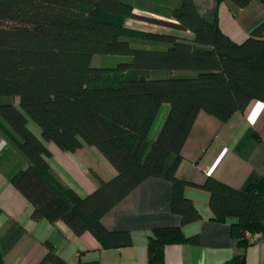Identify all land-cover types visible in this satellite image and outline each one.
<instances>
[{
    "label": "trees",
    "instance_id": "obj_1",
    "mask_svg": "<svg viewBox=\"0 0 264 264\" xmlns=\"http://www.w3.org/2000/svg\"><path fill=\"white\" fill-rule=\"evenodd\" d=\"M174 1L169 17L190 38L127 25L133 11L127 0H0V133L27 160L9 181L31 203L33 220H61L103 247H121L131 243L130 232L107 229L101 217L145 178L168 180L170 210L180 223L150 230L147 264H164L167 244L198 242L197 234L182 230L200 218L184 194L185 187H197L208 193L214 220L235 218L230 234L241 251L220 264H245L244 249L254 240L246 233L264 242V173L239 189L211 175L195 183L176 172L199 111L226 121L252 100H264V20L237 42L216 17H202L193 0ZM95 54L122 60L94 66ZM163 103L169 110L151 140L147 133ZM46 142L71 152L94 146L116 174L104 179L91 169L96 187L80 196L49 165ZM47 246L38 264H69Z\"/></svg>",
    "mask_w": 264,
    "mask_h": 264
},
{
    "label": "crops",
    "instance_id": "obj_2",
    "mask_svg": "<svg viewBox=\"0 0 264 264\" xmlns=\"http://www.w3.org/2000/svg\"><path fill=\"white\" fill-rule=\"evenodd\" d=\"M128 1L133 4V11L127 25L191 37L187 29L169 17L174 0ZM193 1L202 17L208 20L216 17L221 30L237 42L264 20V3L259 0H250L245 7L229 0ZM162 105L164 113L156 124L155 116L147 133L151 140L156 138L169 110L168 104ZM28 125L40 137L36 124L29 120ZM45 144L50 152L47 161L53 171L80 196L96 187L91 169L104 179L116 174L115 168L94 146L83 145L71 152L61 150L53 142ZM181 155L176 172L179 177L201 183L211 175L235 188H245L264 173V100H252L243 111L233 112L226 121L199 111ZM26 164L22 153L0 133V251L5 264H38L47 252V245L69 264L94 260L99 264H147L146 241L150 230L180 223V216L170 210L171 183L149 176L101 217L109 230L127 229L131 243L103 247L90 232L75 234L61 220L31 218V203L9 181V176ZM184 194L195 203L200 218L184 225L182 230L186 236L197 234L198 242L165 245L164 264H220L238 254L241 248L230 234L235 218L214 220L205 190L187 186ZM244 252L245 264H264V242L259 236Z\"/></svg>",
    "mask_w": 264,
    "mask_h": 264
},
{
    "label": "rangeland",
    "instance_id": "obj_3",
    "mask_svg": "<svg viewBox=\"0 0 264 264\" xmlns=\"http://www.w3.org/2000/svg\"><path fill=\"white\" fill-rule=\"evenodd\" d=\"M167 24H170V23H167ZM119 60H122V57H120L118 55L95 54V55H93V57L91 59V65H94V66H111V65H115ZM183 72L186 75L194 73L191 70H185ZM13 99H14L13 96H4L3 97L4 101H12ZM163 110H164L163 105H162V107L158 108L157 113L155 114L156 119H155L154 124H156L157 120L158 121L160 120V117L162 116L161 114L164 113Z\"/></svg>",
    "mask_w": 264,
    "mask_h": 264
},
{
    "label": "built area",
    "instance_id": "obj_4",
    "mask_svg": "<svg viewBox=\"0 0 264 264\" xmlns=\"http://www.w3.org/2000/svg\"><path fill=\"white\" fill-rule=\"evenodd\" d=\"M246 235L253 238V239L258 237V234L251 235L250 233H246Z\"/></svg>",
    "mask_w": 264,
    "mask_h": 264
}]
</instances>
